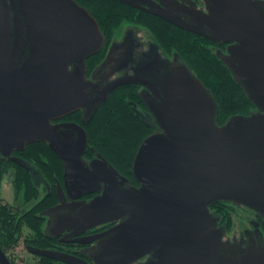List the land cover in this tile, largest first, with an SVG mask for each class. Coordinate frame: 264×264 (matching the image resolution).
<instances>
[{
	"label": "water",
	"instance_id": "95a60500",
	"mask_svg": "<svg viewBox=\"0 0 264 264\" xmlns=\"http://www.w3.org/2000/svg\"><path fill=\"white\" fill-rule=\"evenodd\" d=\"M202 1L205 11L194 2L181 7L175 0L163 6L125 0L225 45L216 55L255 109L223 125L217 124L212 93L179 56L159 64L155 82L123 76L94 83L86 78V60L101 50L104 36L87 8L75 0H0V157L30 170L12 153L47 144L63 163L71 199L59 185L61 203L44 211L57 220L54 228L81 233L116 222L95 236V264H136L146 256L140 264H264L258 227L244 232L242 247L223 239L226 225L209 210L218 201L244 206L262 218L264 231V0ZM11 31L15 45L4 39ZM114 67L108 56L97 73L106 76ZM128 84L142 85L157 99L145 100L156 130L140 143L132 163L139 186L101 154L84 158L89 141L82 125L52 123L80 109L89 123L110 93ZM95 192L89 201L78 200ZM30 250L75 264L64 254Z\"/></svg>",
	"mask_w": 264,
	"mask_h": 264
},
{
	"label": "flooded vegetation",
	"instance_id": "af4514ba",
	"mask_svg": "<svg viewBox=\"0 0 264 264\" xmlns=\"http://www.w3.org/2000/svg\"><path fill=\"white\" fill-rule=\"evenodd\" d=\"M110 1L122 6L130 7L135 11L134 14H137L136 16L140 15L149 19H162L144 9L128 5L125 0ZM145 1L149 4L154 3L163 6L164 0ZM175 1L178 2L181 7H192L194 2L196 9L205 11V5L202 0ZM142 5L144 8L149 9V5ZM91 14L99 24L100 30L104 36V44L99 52L88 57L86 60V78L88 80L94 83L102 82L103 84H108L123 76H135L138 78L143 77L155 82L157 80V75L162 73L160 72V69H158L159 64L161 62H174L175 57H177L176 52H173L170 55L162 50L154 35H152L139 20H136L134 24L124 23L121 26L103 28L99 23V18H101L100 15L98 13L95 15L92 12ZM164 22L169 23L165 20ZM9 36V38L4 39L11 41V43L15 45L17 40L16 33L11 31ZM20 39L26 44L29 42L26 36H23ZM223 47L225 48V45ZM220 48L222 49V47L218 46L216 50ZM108 56H113L115 58V67L111 74L102 76L97 73V69L108 58ZM125 87L130 88L133 96L131 100H127L130 112L139 117L143 122L147 123L149 125L148 127L152 130L151 133L155 132L156 120L145 102V100H151L153 103H156L157 99L154 97V93L149 89H145L142 85L128 84L119 86L113 90L110 95L121 88L125 89ZM84 114L85 110L80 109L71 112L60 119L52 120V123L75 122L85 128L84 125L86 123L83 122ZM91 120L89 122H91ZM34 144H43L47 146L44 142H34L28 144L26 148L29 145ZM24 150L13 152L12 157L22 160V162L28 165L30 170L23 165L14 162L10 158L3 156L0 157V250L4 256V258L0 257V259L4 260V263L0 261V264L20 263L21 256H19L20 254L18 253L20 252L18 251L20 243L22 244L20 250L23 249L31 257L25 262V264H66L57 259L37 255L30 249L50 250L67 255L68 258L75 262V264H95L94 260L91 258L93 249L97 245V241L94 240L95 236L112 227L116 222L105 223L81 233L79 230H65L60 233L59 231H61V228H54L57 220L54 217H51L50 214H46L44 211L61 203L58 195L59 185L65 192L66 199L69 202L71 201L64 188L63 163L58 158L62 163V172L60 174L56 171V168L47 161V159H43V156L25 158L23 155ZM90 150V152L86 151L84 156L87 161H91L97 154L93 147H90ZM21 169L25 172H22ZM130 182L135 186H139L136 180L134 182L130 180ZM20 185L22 188H20ZM97 194L98 193L95 192L84 195L78 200L89 201ZM236 206L238 205L218 201L213 204L209 210L212 214L219 215L218 211L223 208H225L226 213H229L227 207L232 208ZM252 213L253 217L248 220L249 228L244 229L243 232H240L239 234L234 233L232 236L225 239L228 234L226 226V232L223 239L229 240L232 243H238L242 247H245L246 236L244 232L246 230L253 231L256 227L260 229L262 237L264 238L262 218L257 217L253 211ZM35 219L43 222V235L34 233L31 223ZM56 232L60 234L55 235ZM147 259L148 256L140 259L136 264L144 263Z\"/></svg>",
	"mask_w": 264,
	"mask_h": 264
},
{
	"label": "trees",
	"instance_id": "16d2710c",
	"mask_svg": "<svg viewBox=\"0 0 264 264\" xmlns=\"http://www.w3.org/2000/svg\"><path fill=\"white\" fill-rule=\"evenodd\" d=\"M76 2L95 15L98 13L101 17L99 23L103 28L121 26L124 23L134 24L139 20L154 35L162 50L170 55L176 52V55L188 64L194 75L212 93L218 107V125L225 124L232 116H246L255 109L243 89L234 80L230 70L217 57L216 43L165 23L162 19L136 16L137 14H134L135 11L130 7L110 0H76ZM224 49L222 47L223 51ZM132 98L129 87L114 91L108 101L98 108L91 122L84 126L89 141L87 151L90 152V147H93L122 175L134 182L132 163L135 154L140 143L152 130L147 123L130 112L127 100ZM23 155L25 158L43 156V159H47L57 172L60 174L62 172L61 161L46 145H29ZM21 171L25 172L22 169ZM218 213L220 224H226L230 229L232 220L229 213H226L225 208ZM31 226L35 234L43 235L42 221L35 219Z\"/></svg>",
	"mask_w": 264,
	"mask_h": 264
},
{
	"label": "rangeland",
	"instance_id": "374dc122",
	"mask_svg": "<svg viewBox=\"0 0 264 264\" xmlns=\"http://www.w3.org/2000/svg\"><path fill=\"white\" fill-rule=\"evenodd\" d=\"M229 211V215L232 220V224L230 229L227 227L228 236L226 235L225 239L227 237L232 236L234 233L239 234L240 232H243L244 229L249 228L248 220H250L253 217V213L251 210L244 206H236V207H227ZM22 244L20 243L18 252L21 256L20 263L19 264H25L27 260H29L31 257L22 249Z\"/></svg>",
	"mask_w": 264,
	"mask_h": 264
}]
</instances>
